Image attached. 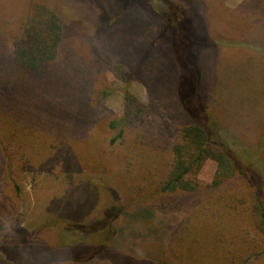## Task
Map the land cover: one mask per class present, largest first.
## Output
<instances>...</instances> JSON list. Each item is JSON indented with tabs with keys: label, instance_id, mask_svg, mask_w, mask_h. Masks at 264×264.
Instances as JSON below:
<instances>
[{
	"label": "trees",
	"instance_id": "1",
	"mask_svg": "<svg viewBox=\"0 0 264 264\" xmlns=\"http://www.w3.org/2000/svg\"><path fill=\"white\" fill-rule=\"evenodd\" d=\"M89 1L113 8L106 0ZM119 1L106 22L101 21L103 27L97 24L96 42L125 37L131 49L119 47L112 56L110 48L100 47L92 58L94 68L75 62L76 49L63 44V20L43 2L32 6L11 42L0 35L2 167L17 178L13 169L21 171L30 161L24 135L27 141L30 133H61L63 142L81 145L88 156L81 163L54 155L59 165L81 172L88 164L125 197L91 224L52 220L47 231L61 225L78 239L94 223L105 241L115 235L112 225L139 207H175L186 214L172 247L182 262L195 264L194 249H199L209 257L208 264H264V74L256 71L261 65L220 73L217 64L206 61L223 50L226 40L201 34L193 12L172 0H160L162 12L151 0H117V5ZM128 19L145 21L150 30L126 32ZM263 44L243 48L264 56ZM101 66L119 81L144 84L146 102L124 92L122 112L102 114L107 93L93 100L91 75ZM255 76H260L259 89L252 92ZM243 126L254 131L248 134L251 143L240 139ZM207 161L216 168L203 182ZM14 185L18 190L15 180Z\"/></svg>",
	"mask_w": 264,
	"mask_h": 264
},
{
	"label": "rangeland",
	"instance_id": "2",
	"mask_svg": "<svg viewBox=\"0 0 264 264\" xmlns=\"http://www.w3.org/2000/svg\"><path fill=\"white\" fill-rule=\"evenodd\" d=\"M106 1L114 9L121 4L119 1L117 5V0ZM151 1L153 6L160 5L156 8L157 12L165 10L160 0ZM172 1L198 17L201 34L226 40L222 51L208 56L207 64H217L220 73L226 70L234 73L241 66L248 69L261 65L256 71L264 74V56L260 52L243 48L247 44L264 42V38L259 37L264 32V0ZM41 2L63 20V44L76 49L74 60L82 67L90 69L93 56L102 51L100 47L110 48L112 56L117 54L119 47H130V41L125 37L115 43L108 40L102 42L101 38L99 43L96 42L97 24H100L97 28L101 29V21L106 22L113 8H102L89 0H0V16H4L0 24V35L8 43L11 42L32 6ZM78 27H88L89 30L78 31ZM125 27L124 31L136 30L140 35L150 30L146 22L140 19L137 24L128 19ZM231 43H234V49L230 48ZM91 75L95 80L93 100H100L101 93H107L101 107L102 114L119 115L123 110L124 92L131 93L141 101L147 100L144 84L119 81L110 72L103 70V66ZM168 77L165 76L166 79ZM259 78L255 76V83L250 88L252 92L259 89L258 84L255 86ZM231 91L236 93V87L233 86ZM69 115L66 113L65 116L70 118ZM208 120L213 125L209 114ZM251 131L243 126L240 139L251 143L248 135ZM53 135L48 131L30 133L27 141L24 135L22 140L28 142L26 155L30 161L21 167V171L20 168L13 169L17 178L10 169L2 167L0 161V264H189L186 259L182 262L180 256L177 258L172 253V247L186 222L185 212L175 207L163 210L139 207L136 212L114 223L112 227L115 235L105 241L101 232L94 230V223L88 227L91 232L84 233L78 239L64 232L61 225L47 231V224L52 220L66 224H91L104 209L120 203L125 197L118 186L95 174L88 164L84 165L86 169L81 172L72 169L74 172H69L66 167L59 165L54 155L71 162L82 159L80 162L84 163L83 158L88 154H83L79 144L63 142V134ZM215 168L214 162L207 161L200 179L203 182L209 181ZM14 180L17 181L18 190L15 189ZM185 243L182 240L180 244ZM208 261L209 257L205 258L201 250L194 249L195 264H208Z\"/></svg>",
	"mask_w": 264,
	"mask_h": 264
}]
</instances>
